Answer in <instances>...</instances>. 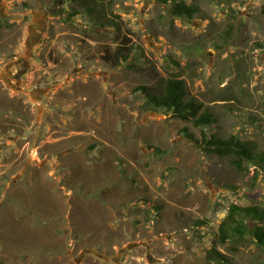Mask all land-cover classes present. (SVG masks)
<instances>
[{
    "label": "rangeland",
    "instance_id": "374dc122",
    "mask_svg": "<svg viewBox=\"0 0 264 264\" xmlns=\"http://www.w3.org/2000/svg\"><path fill=\"white\" fill-rule=\"evenodd\" d=\"M56 1L0 0V264H223L207 258L219 224L231 204L264 209V176L181 130L264 150V0H186L191 19L102 0L103 27ZM170 76L217 128L146 104L140 87ZM248 239L216 248L264 264Z\"/></svg>",
    "mask_w": 264,
    "mask_h": 264
},
{
    "label": "trees",
    "instance_id": "16d2710c",
    "mask_svg": "<svg viewBox=\"0 0 264 264\" xmlns=\"http://www.w3.org/2000/svg\"><path fill=\"white\" fill-rule=\"evenodd\" d=\"M170 4V13L176 16L191 19L199 11L195 4L186 0H158ZM58 12L62 14L66 3H74L82 8L90 19L103 27L107 25V15L102 0H57ZM79 10L74 9L70 15H76ZM111 15L118 17L111 10ZM116 22H114L115 25ZM124 60L126 56L121 55ZM146 104L151 109H162L171 113L174 118L180 119L194 127H218V117L209 109L202 108V104L187 97V87L183 79L170 76L155 87L141 86ZM181 132L186 138L194 142L206 154L226 159L231 167L238 171L254 167L256 175L264 176V150H260L256 142L231 134L221 135L218 131L213 133L202 132L201 141L184 127ZM199 225L207 223L197 222ZM250 240L258 247H264V209L256 205L239 206L231 204L226 216L218 227L216 242L222 245H232L234 249ZM216 242L208 250L207 258L211 262L232 264L228 257L219 252Z\"/></svg>",
    "mask_w": 264,
    "mask_h": 264
}]
</instances>
